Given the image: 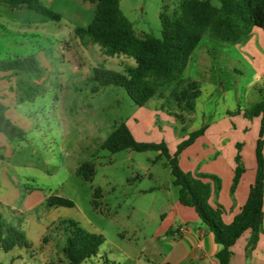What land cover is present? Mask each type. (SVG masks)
I'll use <instances>...</instances> for the list:
<instances>
[{
	"label": "rangeland",
	"instance_id": "rangeland-1",
	"mask_svg": "<svg viewBox=\"0 0 264 264\" xmlns=\"http://www.w3.org/2000/svg\"><path fill=\"white\" fill-rule=\"evenodd\" d=\"M40 1L59 13L61 21L31 22L39 17L34 11L12 9L7 4L0 7V60L34 56L40 68L39 72L16 75L19 101L28 112L30 124L29 128L18 125L26 132L24 139L12 141L8 151L0 150V211L11 219L12 210L24 208L30 190L64 197L72 200L74 207L62 209L59 217L74 221L86 232L102 235L104 243L97 254L107 257L108 264H135L130 257L144 261L146 256L155 260L146 264H159L175 243L170 234L171 208L178 199V187L172 183L169 162L159 151L112 153L103 144L121 123L147 120L158 132H145L150 141L142 137L143 132L141 139L137 133L134 138L169 146L163 138L157 141L164 129L161 113L168 112L155 109L154 100L144 107L136 105L122 87L107 86L94 93L96 83L90 79L96 67L124 73L127 67L135 66V61L123 55L106 56L98 45L84 43L76 36L78 27L93 23L96 5L83 0ZM181 1L120 0V8L139 37L161 38V13L173 16ZM212 3L219 6L217 0ZM248 41L230 45L204 36L195 55L208 49L216 66H226L237 56L234 49H247ZM256 47L263 49L259 44ZM218 49H226L224 55ZM243 68L242 75L226 77L232 82L238 78L241 85L251 83L254 72L246 61ZM197 72L192 61L187 75L197 78ZM152 111L156 113L151 119ZM170 139L173 145L175 141ZM251 143L247 139L241 150L244 168L250 166L254 154ZM87 163L95 168L92 180L85 179V170L79 172ZM96 189L103 194L98 198V208L93 205ZM220 189L216 194L222 193ZM67 229L66 223L54 225L42 247L36 253L31 250L33 257H26L24 264H65ZM31 240L36 241L35 237Z\"/></svg>",
	"mask_w": 264,
	"mask_h": 264
},
{
	"label": "trees",
	"instance_id": "trees-1",
	"mask_svg": "<svg viewBox=\"0 0 264 264\" xmlns=\"http://www.w3.org/2000/svg\"><path fill=\"white\" fill-rule=\"evenodd\" d=\"M83 1L96 5V14L91 25L75 30L76 36L84 43L98 45L106 56L123 55L135 61V66L127 67L124 73L103 66L96 67L90 79L96 83L93 92L97 93L107 86L122 87L140 107L147 106L160 88L174 82L183 74L192 53L204 36L220 43L235 45L248 41L254 28L264 31V0H217L219 6L214 5L212 0H182L173 16L161 13V38L151 35L139 37L121 11L120 0ZM2 4H7L12 9L36 12L39 17L31 22L45 23L62 19L59 13L46 7L40 0H0V7ZM39 71V63L34 56L0 60V72L17 75L19 72ZM199 93V82L193 81L174 95V102L194 109ZM6 111V106L0 101V133L11 142L24 139L26 132L7 117ZM244 116L248 119L261 117L255 148L257 171L245 204L230 223L223 220L224 207L211 202L213 194L221 187V179L215 175L186 173L178 165L180 154L205 133L206 125L182 141L173 156L164 142H138L125 123L116 126L103 144V147L112 153L123 150H154L167 158L174 177L173 184L179 188V201L185 206L195 208L207 230L212 233L215 243L222 246L217 253L219 264H230L232 247L247 231L251 232V236L246 250L248 253L253 250L263 229L264 97L245 109ZM236 147L237 166L231 195L245 172L241 156L242 144L238 143ZM79 172L84 174L86 180H92L94 165L87 163L80 167ZM102 196V191L96 189L93 200L95 208L100 206L98 198ZM47 204L50 207H74L72 200L56 195L49 196ZM69 228L71 234L63 248L69 263L82 264L96 256L104 243L103 236L88 233L75 222H70ZM17 247L29 249L31 244L19 224L6 218L0 211V251L7 253Z\"/></svg>",
	"mask_w": 264,
	"mask_h": 264
},
{
	"label": "crops",
	"instance_id": "crops-1",
	"mask_svg": "<svg viewBox=\"0 0 264 264\" xmlns=\"http://www.w3.org/2000/svg\"><path fill=\"white\" fill-rule=\"evenodd\" d=\"M256 44L262 45L263 49H258ZM246 48L234 49L237 56L234 58L233 64L228 63L226 66H216L213 63L215 58L208 49L204 50L202 55H195L197 50L195 49L183 74L174 82L160 88L151 98L156 105L155 109H166L168 112V114L161 113L164 119L162 122L164 129L159 134L157 141L162 138L166 140L169 145L167 146L169 153L172 156L177 151V146L188 139L191 133L198 131L204 125L207 126L205 133L180 154L178 165L186 173L215 175L221 179L220 190L222 193L213 194L211 202L212 204L219 203L224 207L223 220L226 223L232 222L235 215L241 211L255 181L257 171L255 148L259 137L261 117L250 120L244 116V111L264 97V31L262 29L254 28L246 43ZM225 50L218 49V52L224 55ZM192 61L197 67V78L187 75L189 63ZM244 61L251 67L255 78L247 85L239 84L238 78H234L235 81L232 82L231 77H226L230 74H232L231 76H234L233 74L242 75ZM18 80L19 77L16 75L0 72V101L6 106V115L11 121L16 125H26L29 128L28 112L24 110L25 107L19 101ZM193 81L199 82L200 91L195 100L194 109L183 103L174 102V95ZM155 113L150 112L151 119ZM127 126L132 134L137 133L138 139H141V132H143L142 137L148 141L150 138L146 136L145 132H158L157 126L153 123L150 124L147 120L129 121ZM170 137L175 141L173 145H170ZM247 139L252 140L251 148L254 150V154L250 158V166L248 167L246 164L245 172L242 174L234 194L231 195L237 166L236 145L242 144L241 150H244ZM6 148L7 151L11 149V141L3 133H0V150ZM241 156L242 163L245 164L243 152ZM48 197L47 193L41 192L39 189L30 190L24 208L12 210L14 214L10 220L19 224L30 242L31 248L17 247L7 253L0 251V264H24L26 257H33L31 250H35L36 253V249H40L43 242L46 241L44 238L46 234L59 222L66 223L69 238L71 234L69 223L74 221L60 218L59 213L66 207H50L47 204ZM171 213L170 234L175 243L170 253L164 256L159 264H219L217 253L222 246L215 243L212 233L207 230L195 208L185 206L179 201V188L178 199L174 201ZM31 234L33 235L31 236ZM250 236L251 232L247 231L232 247L233 255L230 264H264V222L256 247L248 253L246 249ZM31 237H35L36 241L33 242ZM56 241L55 238L53 242ZM40 255L36 254L38 257ZM94 257H96L94 261L93 257L88 259L93 261L91 264L109 263L107 257L98 256V254ZM130 259L135 264H146V261L151 260L155 262L148 256L144 261L141 257H130ZM64 260L65 264H70L66 257Z\"/></svg>",
	"mask_w": 264,
	"mask_h": 264
}]
</instances>
